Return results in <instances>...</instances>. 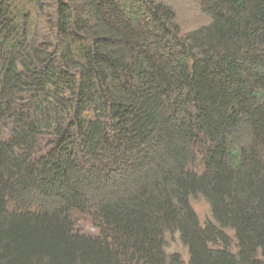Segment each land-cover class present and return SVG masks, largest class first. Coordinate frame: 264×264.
Listing matches in <instances>:
<instances>
[{"label": "trees", "instance_id": "1", "mask_svg": "<svg viewBox=\"0 0 264 264\" xmlns=\"http://www.w3.org/2000/svg\"><path fill=\"white\" fill-rule=\"evenodd\" d=\"M188 1L0 0V264H264V0Z\"/></svg>", "mask_w": 264, "mask_h": 264}, {"label": "rangeland", "instance_id": "2", "mask_svg": "<svg viewBox=\"0 0 264 264\" xmlns=\"http://www.w3.org/2000/svg\"><path fill=\"white\" fill-rule=\"evenodd\" d=\"M179 0H171L172 4H176L180 9V15L179 19L182 24V26L186 29L192 25H197L200 23H203V19L199 16V13H197L195 3L188 0H185L183 4L177 3ZM191 4V5H190ZM191 205L193 209L195 210L200 223L204 224L207 219L211 218L210 209L207 203L203 199L198 200H191ZM168 252L173 251H181V247L178 244V242H174L172 245L169 246L167 249Z\"/></svg>", "mask_w": 264, "mask_h": 264}]
</instances>
